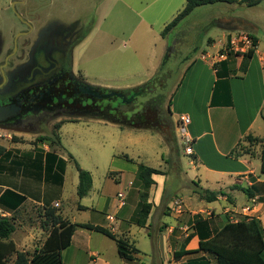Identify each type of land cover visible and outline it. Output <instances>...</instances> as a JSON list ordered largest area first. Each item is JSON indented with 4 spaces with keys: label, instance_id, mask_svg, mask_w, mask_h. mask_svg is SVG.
I'll return each instance as SVG.
<instances>
[{
    "label": "rangeland",
    "instance_id": "rangeland-1",
    "mask_svg": "<svg viewBox=\"0 0 264 264\" xmlns=\"http://www.w3.org/2000/svg\"><path fill=\"white\" fill-rule=\"evenodd\" d=\"M184 7L185 0H0V104L12 102L25 89L46 83L62 70L95 86H139L147 81L150 69L162 64L172 39L178 44L173 47L168 65L171 69L182 65L195 48L199 50L190 63L211 52L207 60L224 54L228 56L227 63L234 66L243 58L241 54L251 48L252 35L261 40L264 50V2L253 8L245 4L197 8L176 30L162 37L165 27ZM210 38L220 41V46L211 50L209 46L214 41L208 43ZM245 38L249 39V48L244 47ZM185 67L187 64L183 70ZM233 74L242 75L239 69ZM206 88V83L202 84L196 94L199 111ZM174 98L171 108L166 101L160 109L155 130L121 128L102 120L48 112L20 114L0 122V146L8 151L0 160V183L15 187L21 173L34 174V178L44 182L46 162L44 183L46 188L55 189L46 194L44 202L49 203L44 206L30 202L10 215L0 210V216L11 218L16 227L10 239L17 251L9 258L10 263L16 260L17 253L28 258L33 255L53 226L54 218L47 217V213L54 209L55 217L71 223L110 229L118 239L139 251L138 264H188L201 257L205 264H217L209 253L180 260L174 254L190 234L195 237L186 249L196 250L201 238L213 237L228 222L252 216L239 207L246 202L243 193H237L235 201L220 197L207 203L193 192L194 158L180 142L177 122L172 117ZM69 154L93 178V187L83 199L77 196L78 172ZM139 164L162 173L155 177L156 184L150 190L153 208L144 228L131 222L139 202V189L133 185ZM26 182L30 190L34 181ZM208 186L211 191L216 188ZM56 199L60 200L52 201ZM80 204L90 210L79 211ZM230 206L234 208L228 211ZM122 207L127 212H120ZM253 217H259L264 235V214ZM32 233L33 243L29 240V244L21 245L20 241L30 239ZM93 251L100 254L99 258L93 256V264H101V260L129 264L121 259L113 240L82 228L76 230L71 246L63 251V264H91L89 254Z\"/></svg>",
    "mask_w": 264,
    "mask_h": 264
},
{
    "label": "trees",
    "instance_id": "trees-1",
    "mask_svg": "<svg viewBox=\"0 0 264 264\" xmlns=\"http://www.w3.org/2000/svg\"><path fill=\"white\" fill-rule=\"evenodd\" d=\"M263 2L264 0H186L183 11L165 27L162 37L176 30L180 23L191 16L197 8L222 4L230 6L245 4L247 7L253 8ZM171 41L162 64L148 81L139 86L126 89L95 86L73 76L70 72H62L45 85L33 89L29 94L30 98L26 102L25 109L32 113L48 112L75 118L102 120L127 129L155 130L160 109L166 101L171 108L176 92L194 63V61L191 63L189 61L199 50V48H195L182 62V65L171 69L168 65L174 52L173 47L178 44L176 39ZM211 41L210 38L208 43ZM251 43V48L241 54L243 58L239 70L242 74L247 72L254 57L258 39L252 36ZM186 64L187 67L183 70ZM222 64H227V61ZM170 125L172 126L173 123L171 122ZM247 139L251 144L256 143V139L252 136H248ZM7 154L8 151L0 146V160ZM69 157L78 172L77 196L79 199H83L88 196L93 187V178L89 171L81 168L72 154H69ZM261 161V172L264 174V144ZM157 175H162V173L155 168L144 164H139L137 167L133 185L139 189V202L131 222L140 228L146 226L153 208V204L149 202V195L152 186L156 184L154 176ZM192 184L193 192L207 203L216 202L220 197L230 199L224 191L204 189L195 181ZM233 189L242 191L248 198L254 197L251 188L235 186ZM26 200V196L8 189L0 196V210L16 212ZM52 210L50 209V214L47 213V217L54 218L53 226L43 245L38 247L30 258L24 253H17L13 263H10L9 258L16 253L17 249L16 244L10 238L15 233L16 227L11 218L0 216V264H63V251L71 246L73 236L78 228L102 234L113 240L122 260L129 264L139 263L137 257L139 251L136 248H131L123 239H118L110 229L89 223H71L62 217H55ZM79 210L87 209L79 205ZM194 237V233L186 237L180 250L174 254L177 260L204 252L213 255L217 264H264V235L258 218L252 217L238 222H228L213 237L201 238L198 249L187 250L186 246ZM205 261L204 257L195 258L188 264H205Z\"/></svg>",
    "mask_w": 264,
    "mask_h": 264
},
{
    "label": "crops",
    "instance_id": "crops-1",
    "mask_svg": "<svg viewBox=\"0 0 264 264\" xmlns=\"http://www.w3.org/2000/svg\"><path fill=\"white\" fill-rule=\"evenodd\" d=\"M252 23L254 24V22ZM256 27L259 28L257 25ZM220 36L222 35L219 34L218 38ZM252 36L258 39V46L245 74L241 76L233 74L234 71H238L242 58H239L234 66L229 63L223 65L222 63L227 61L228 56L225 55L222 61L216 63L213 60H207L211 56V52H206L207 55L195 60L187 71L174 98L176 105L171 112L176 122L184 115L191 118V123L188 126V134L193 139L194 152L191 181L198 182L202 188L207 190L209 189L208 185H213L216 187L214 191L227 192L230 201L236 200L237 193H243L233 187L251 188L254 197L248 198L243 193L246 196V202L239 207L241 210H246L245 214L253 217L258 216L259 213L264 214V174L261 172V154L264 144V50H262L261 40L257 36ZM215 40L212 39L213 46H209L211 50L218 48L221 44L220 41ZM242 52H245V48L242 49ZM159 66L160 64L156 68L150 69V74L146 76L147 81ZM204 83L207 88L202 97V110L199 111L196 109V94ZM248 136L255 138L256 143L251 144L247 139ZM43 170L46 183L48 173L46 162L43 163ZM135 172H137V166ZM32 175L34 174H29V177L28 174L21 173L19 183L17 182L15 187L0 183V196L8 189L26 196V202L18 210H22L30 202L39 206L48 204L49 200L44 202L45 196L55 189H51L52 186L46 188L44 182H40ZM26 179L36 183L39 181V184H35V186L34 182H31L30 191L29 185H26ZM57 200L60 199L52 201ZM81 206L90 210L88 206ZM246 206L249 208L247 209ZM124 208L122 207L119 211L127 212V208ZM135 208L136 206L133 211ZM231 208L234 206L226 209L229 211ZM3 212L10 215L17 211ZM256 218L259 219V217ZM24 232L28 233V229H25ZM48 236L49 234L37 248L43 245ZM32 237L34 238L33 233ZM31 238L22 239L20 244H29V240L33 243L34 239ZM93 256L99 258L100 254L95 251L90 252L89 261L91 264L96 263V258ZM101 264L111 263L101 260Z\"/></svg>",
    "mask_w": 264,
    "mask_h": 264
},
{
    "label": "flooded vegetation",
    "instance_id": "flooded-vegetation-1",
    "mask_svg": "<svg viewBox=\"0 0 264 264\" xmlns=\"http://www.w3.org/2000/svg\"><path fill=\"white\" fill-rule=\"evenodd\" d=\"M20 18V17H19ZM20 20L22 21V22H24V23H26L29 27H30V29L32 30L33 29V27L32 26H30L27 22H25L24 20H23V18L21 17L20 18ZM29 33V32H28ZM28 33H22V35H26V34H28ZM16 41V40H15ZM15 50V49H14ZM17 50V49H16ZM15 50V51H16ZM11 56H9L7 59H6V62H5V66H7L8 65V60H9V58H10ZM62 72H70V73H72L71 71H66V70H62L61 72H59L58 74H60V73H62ZM1 73H2V76H3V80H4V82H6L7 81V78H6V76H5V74H4V69L3 68H1ZM58 74H56V76L58 75ZM72 75H73V73H72ZM73 76H75V75H73ZM55 77V76H54ZM76 77V76H75ZM48 82V81H47ZM46 82V83H47ZM46 83H44V84H42V85H35V86H31V87H29V88H27V89H25L23 92H21L19 95H17V97L15 98V99H13V101L12 102H9V103H7V104H0V106H12V105H16L17 107H19V109H20V113L18 114V115H29V114H36V113H32V112H29L27 109H25V106H26V102L29 100V98H30V93L33 91V89H35V88H37V87H39V86H43V85H45ZM2 85H0V87H1ZM42 113V112H41ZM18 115H16V116H14V117H17ZM14 117H7V118H2V116L0 117V122H5V121H9V120H11L12 118H14Z\"/></svg>",
    "mask_w": 264,
    "mask_h": 264
},
{
    "label": "built area",
    "instance_id": "built-area-1",
    "mask_svg": "<svg viewBox=\"0 0 264 264\" xmlns=\"http://www.w3.org/2000/svg\"><path fill=\"white\" fill-rule=\"evenodd\" d=\"M245 40H246V45L244 47L249 48V45H248L250 44L249 39L245 38ZM235 42L236 40H234L233 43L235 44ZM224 56H225L224 54H220L214 58L211 57L210 59L217 63L220 60L222 61V59H224ZM190 123H191V118L187 115H184L179 118V120L176 123V126H177V131L179 133L178 136H179L181 144L184 146L187 154L192 156L194 155L193 148H192L193 139L188 134V126L190 125Z\"/></svg>",
    "mask_w": 264,
    "mask_h": 264
},
{
    "label": "water",
    "instance_id": "water-1",
    "mask_svg": "<svg viewBox=\"0 0 264 264\" xmlns=\"http://www.w3.org/2000/svg\"><path fill=\"white\" fill-rule=\"evenodd\" d=\"M16 49H17V40L15 41V50ZM19 113H20V109L16 105L0 106V117L2 116V118L14 117L18 115Z\"/></svg>",
    "mask_w": 264,
    "mask_h": 264
}]
</instances>
